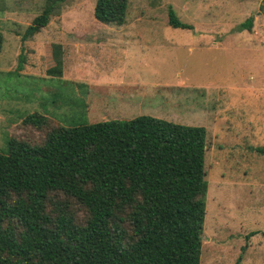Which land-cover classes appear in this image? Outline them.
Here are the masks:
<instances>
[{
    "label": "rangeland",
    "instance_id": "1",
    "mask_svg": "<svg viewBox=\"0 0 264 264\" xmlns=\"http://www.w3.org/2000/svg\"><path fill=\"white\" fill-rule=\"evenodd\" d=\"M95 3L65 0L22 41L44 0H0V152L43 140L47 128L23 122L33 113L64 127L138 115L203 126L200 264H264V0H127L121 25L98 21ZM169 8L192 28L169 25ZM46 209L88 217L61 193ZM126 211L114 221L131 233Z\"/></svg>",
    "mask_w": 264,
    "mask_h": 264
},
{
    "label": "trees",
    "instance_id": "2",
    "mask_svg": "<svg viewBox=\"0 0 264 264\" xmlns=\"http://www.w3.org/2000/svg\"><path fill=\"white\" fill-rule=\"evenodd\" d=\"M64 1L44 0L21 40L45 27ZM127 6L96 0L93 15L121 25ZM252 22L237 28L251 30ZM168 24L192 28L172 8ZM47 119L33 113L23 120L47 128L39 144L10 138L0 152V264H200L205 127L149 115L71 127ZM254 150L264 154V147ZM57 193L87 208L83 224L47 212ZM119 211L127 212L131 233L114 221Z\"/></svg>",
    "mask_w": 264,
    "mask_h": 264
},
{
    "label": "crops",
    "instance_id": "3",
    "mask_svg": "<svg viewBox=\"0 0 264 264\" xmlns=\"http://www.w3.org/2000/svg\"><path fill=\"white\" fill-rule=\"evenodd\" d=\"M97 93V92H96Z\"/></svg>",
    "mask_w": 264,
    "mask_h": 264
}]
</instances>
